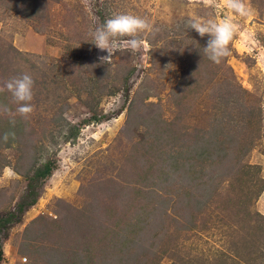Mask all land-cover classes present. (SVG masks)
Masks as SVG:
<instances>
[{
    "label": "rangeland",
    "instance_id": "374dc122",
    "mask_svg": "<svg viewBox=\"0 0 264 264\" xmlns=\"http://www.w3.org/2000/svg\"><path fill=\"white\" fill-rule=\"evenodd\" d=\"M243 3L0 0V264H264V0ZM119 12L148 47L104 61L90 33ZM225 16L217 63L187 21Z\"/></svg>",
    "mask_w": 264,
    "mask_h": 264
},
{
    "label": "clouds",
    "instance_id": "9594fccd",
    "mask_svg": "<svg viewBox=\"0 0 264 264\" xmlns=\"http://www.w3.org/2000/svg\"><path fill=\"white\" fill-rule=\"evenodd\" d=\"M224 7L232 10L233 13L244 16L247 14L246 5L243 0H224ZM188 27L194 29L201 37H209L204 50L208 58L219 63L222 57L229 54V44L238 31V24L234 22L233 16H225L221 19H190L187 21ZM152 30L151 22L141 16L131 12H119L111 15L101 25L96 27L91 33L90 42L99 50L106 52L100 57L104 61L110 58L122 47L132 50L141 46L147 48V42L140 38V33H147ZM123 37H129L122 41ZM34 80L28 73H22L13 77L5 83V87L11 92L13 98L18 102L17 111L21 114L30 112V101L33 98ZM83 143V141H81ZM73 149L69 148V154Z\"/></svg>",
    "mask_w": 264,
    "mask_h": 264
},
{
    "label": "trees",
    "instance_id": "16d2710c",
    "mask_svg": "<svg viewBox=\"0 0 264 264\" xmlns=\"http://www.w3.org/2000/svg\"><path fill=\"white\" fill-rule=\"evenodd\" d=\"M249 120H247V122H248ZM5 139H6V141H9V142H11V141H13L12 139H13V136H10V135H7V134H5ZM214 140V139H213ZM214 143V142H213ZM204 149V148H203ZM204 153H211V151H210V149L208 148V147H205V152ZM196 160V159H195ZM51 174H52V167H51V164H50V162H46V163H44L43 165H40V166H38L34 171H33V177L35 176L36 178H42V179H44V178H48V177H50L51 176ZM33 177L32 178H30L31 180H33ZM30 179H27L28 180V183H27V188L29 189H31L33 186L31 185V180ZM263 186L264 185H261V187H260V190H261V188H263ZM33 193V192H32ZM114 238H117V241H116V243H120V246L122 247H124V246H128L129 244V242L131 241L129 238H119L117 235H115L114 236ZM122 247V248H123ZM128 248V247H127ZM121 250V249H120ZM1 257H2V250H1V248H0V260H1ZM74 264H77V262H75Z\"/></svg>",
    "mask_w": 264,
    "mask_h": 264
},
{
    "label": "bare ground",
    "instance_id": "6f19581e",
    "mask_svg": "<svg viewBox=\"0 0 264 264\" xmlns=\"http://www.w3.org/2000/svg\"><path fill=\"white\" fill-rule=\"evenodd\" d=\"M8 174H9V171H8V169L6 168V169L4 170L3 175H4V176H7Z\"/></svg>",
    "mask_w": 264,
    "mask_h": 264
}]
</instances>
